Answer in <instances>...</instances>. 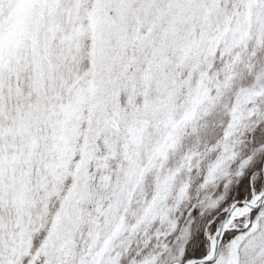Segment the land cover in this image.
I'll return each mask as SVG.
<instances>
[{"label":"snow or ice","instance_id":"snow-or-ice-1","mask_svg":"<svg viewBox=\"0 0 264 264\" xmlns=\"http://www.w3.org/2000/svg\"><path fill=\"white\" fill-rule=\"evenodd\" d=\"M0 264H264V0H0Z\"/></svg>","mask_w":264,"mask_h":264}]
</instances>
